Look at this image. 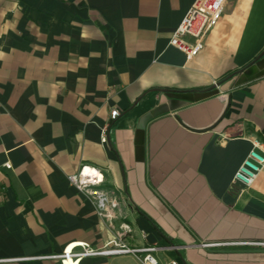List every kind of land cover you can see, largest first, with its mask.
I'll list each match as a JSON object with an SVG mask.
<instances>
[{"label":"crops","instance_id":"obj_1","mask_svg":"<svg viewBox=\"0 0 264 264\" xmlns=\"http://www.w3.org/2000/svg\"><path fill=\"white\" fill-rule=\"evenodd\" d=\"M195 1L0 0V264H145L57 257L119 239L162 264H264V169L234 181L264 154V0H228L188 58L170 41ZM84 165L102 208L69 181Z\"/></svg>","mask_w":264,"mask_h":264},{"label":"built area","instance_id":"obj_2","mask_svg":"<svg viewBox=\"0 0 264 264\" xmlns=\"http://www.w3.org/2000/svg\"><path fill=\"white\" fill-rule=\"evenodd\" d=\"M227 2L228 0H196L172 35L170 44L185 52L188 58L197 56L204 48L206 36L217 27L222 19ZM119 115V110H112V119H116ZM262 147V143L254 141L253 149L236 173L235 182H241L247 187L254 184L264 169V154L259 150ZM5 167L11 168L9 164H6ZM69 181L79 193L94 197L97 199L99 207L104 206L106 198L98 190V187L104 182L101 170L84 165L77 173L69 176ZM3 196L4 189L0 188V198ZM75 247H81L83 250L73 253ZM156 251V246L132 247L124 239H119L100 249H90L86 244L78 243L75 246H68L57 257L63 263H67L70 260L73 262L74 258H77L75 262H79L85 256L133 254L139 256L145 264H162L155 256ZM167 264L181 263L172 260Z\"/></svg>","mask_w":264,"mask_h":264},{"label":"water","instance_id":"obj_3","mask_svg":"<svg viewBox=\"0 0 264 264\" xmlns=\"http://www.w3.org/2000/svg\"><path fill=\"white\" fill-rule=\"evenodd\" d=\"M263 53H264V52H262V54H260V55L258 56V58L261 57V56L263 55ZM220 84H221V82H217V83L214 84V86H212L210 89H214V88L220 86ZM226 111H227V110H226ZM226 111H225L224 114L222 115L221 119L225 116ZM214 127H215V126H211L210 128H207V129H205V130H199V131H202V132L209 131V130H212ZM185 264H186V263H185Z\"/></svg>","mask_w":264,"mask_h":264}]
</instances>
